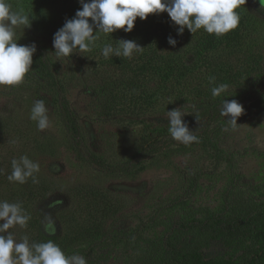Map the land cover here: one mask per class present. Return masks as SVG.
<instances>
[{"label": "rangeland", "instance_id": "374dc122", "mask_svg": "<svg viewBox=\"0 0 264 264\" xmlns=\"http://www.w3.org/2000/svg\"><path fill=\"white\" fill-rule=\"evenodd\" d=\"M13 10L23 8L31 15V26L16 29L19 43H32L48 54L54 70L66 87L69 106L85 127L91 149L110 163H117L139 150L154 135L159 125L168 124V110L181 109L188 127L201 126L208 118L207 107L214 106L237 93L256 87L264 76V9L259 0H247L237 11L238 35L219 40L204 59L194 55L196 43L207 37L203 29L195 36L187 29L178 35L167 12L149 14L147 20L137 18L131 33L122 29L101 38L99 47L91 52L74 51L69 57L58 58L53 48L55 33L82 8L80 0H8ZM88 2V0H85ZM160 30V53L191 66L185 76L174 74L167 79L152 75L142 89L126 88L120 96L98 97L90 81L106 65L120 58H105L104 43L114 47L118 41L134 40L145 47L153 31ZM177 40L172 46L168 38ZM154 40V36L151 37ZM135 56V54L133 55ZM106 75L108 73L106 72ZM214 77V83L210 78ZM160 80L162 81L160 84ZM160 84V85H159ZM228 84V90L213 97L211 89ZM37 100H44L49 127L38 130L30 119ZM245 111L233 130L225 117L211 124L210 135L217 149L201 139L190 145L180 142L145 159L133 174L112 173L91 161L85 150L75 147L54 104L53 96L29 72L15 86H0V201L20 203L31 217L27 226L10 229L17 242L28 238H55L62 233L57 212L75 207L76 189L93 185L124 193L127 210L118 219L106 222L104 233L109 242L99 246L87 264H151V242L161 238L167 222L182 216H201L207 210L216 211L229 204L244 208L264 201V98L242 103ZM228 130L225 131V128ZM218 150L230 161L219 159ZM27 155L40 165L25 184L9 182L11 161ZM198 177L197 182L195 178ZM49 190L36 200L23 196L29 190ZM175 206L173 207L174 204ZM178 203V204H177ZM231 207V208H232ZM232 211V210H231ZM51 218L55 233L45 230ZM82 215L77 211L73 225ZM2 223V221H0ZM123 231L136 235L123 240L113 237ZM6 235V234H5ZM251 245L226 237L209 241L202 252L204 264L238 259ZM71 256V255H66ZM264 264V263H263Z\"/></svg>", "mask_w": 264, "mask_h": 264}, {"label": "trees", "instance_id": "16d2710c", "mask_svg": "<svg viewBox=\"0 0 264 264\" xmlns=\"http://www.w3.org/2000/svg\"><path fill=\"white\" fill-rule=\"evenodd\" d=\"M240 24V23H239ZM160 30L156 28L149 33L150 38L142 53L135 54L132 58H120L118 61L109 63L104 70L98 73L90 82L94 93L98 97L109 96L115 100L120 96L119 91L131 88L135 91L142 89L144 83L152 75H159L162 79L169 78L174 74L179 77L185 76L191 66L182 64L176 58L167 59L161 54ZM232 35H238L236 29L217 37L210 34L201 37L196 43L194 55L201 60L208 57L209 51L213 50L219 40L226 39ZM19 43V42H18ZM22 45H33L32 43H19ZM33 54V65L29 74L39 84L52 93L54 104L63 120L69 138L74 139L76 149L85 150L91 161L105 170L112 173L133 174L139 170L140 164L145 159L169 148L172 144L178 143L172 140L168 131L169 125L162 124L156 128L158 135H154L139 152L117 163H110L102 156L95 153L89 144L85 127L80 123L78 117L69 106L66 95V87L60 75L54 70V66L46 51L36 46ZM106 72L108 75H106ZM160 80V84L162 82ZM159 84V85H160ZM264 98V76L256 87L228 98L237 100L239 103L262 100ZM222 101L214 106L207 107L208 118L201 126L189 127L194 135L203 142H209L215 147L217 144L210 128L212 122L220 118ZM219 159L230 161L218 150ZM198 177L194 182H197ZM49 188L44 185L42 188L29 190L23 197L27 200H36L46 195ZM75 204L57 212L58 219L62 223V233L55 238H29L30 243H43L52 240L66 255H84L92 258V254L102 244L109 242L104 233L106 222L111 219H118L126 210L124 193L113 192L109 188L99 185L90 187L82 186L76 189L73 195ZM173 207L175 206L176 203ZM178 204V203H177ZM229 204L216 211L207 210L201 216H182L166 223L161 238L151 242V253L149 256L151 264H204L201 250L208 245L209 241L218 237H226L239 241L251 240V245L244 250V253L233 261H219L215 264H263L264 263V201L253 207H241ZM232 210V211H231ZM79 211L82 220H76L73 225L72 219ZM137 231L126 233L123 231L114 232L115 238L127 240L134 237Z\"/></svg>", "mask_w": 264, "mask_h": 264}, {"label": "clouds", "instance_id": "9594fccd", "mask_svg": "<svg viewBox=\"0 0 264 264\" xmlns=\"http://www.w3.org/2000/svg\"><path fill=\"white\" fill-rule=\"evenodd\" d=\"M247 0H80L82 8L77 10L75 17L68 19L54 35L53 48L58 58L69 57L74 51L91 52L99 47L102 36L107 37L117 30L131 33L137 18L147 20L149 14L167 12L174 23L178 35L187 29L194 36L203 29L208 34L223 36L236 29L240 23L237 11ZM264 9V0H259ZM31 26V15L23 8L13 10L8 0H0V86L20 84L33 65L35 45L19 44L16 29ZM168 43L172 46L177 40L169 36ZM145 47L134 40H119L114 47L104 43L101 52L107 59L110 56L132 58L142 53ZM214 83V77L210 78ZM228 84H220L211 89L213 97L227 92ZM48 109L44 100H37L32 109L30 119L37 122V128L43 131L49 127ZM245 109L237 100L222 101L220 115L225 117L227 125L233 130L237 127L238 118ZM181 109L168 110V131L172 140L184 145L197 141L194 131L185 123ZM228 127L225 128V131ZM12 172L8 175L9 182L25 184L29 178L38 183L36 173L40 165L33 162L27 155L11 161ZM31 219L20 203L0 201V264H87L85 258L73 254L66 256L62 249L52 240L43 243H30L25 235L17 242L10 229L15 226L24 228ZM45 230L55 233L51 218L48 217ZM6 234V235H5Z\"/></svg>", "mask_w": 264, "mask_h": 264}]
</instances>
